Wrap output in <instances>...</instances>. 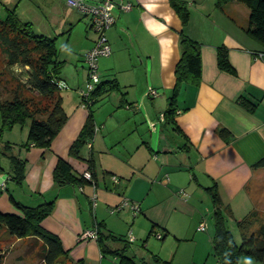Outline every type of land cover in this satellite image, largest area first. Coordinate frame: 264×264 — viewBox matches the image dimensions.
I'll return each instance as SVG.
<instances>
[{"label": "crops", "instance_id": "1", "mask_svg": "<svg viewBox=\"0 0 264 264\" xmlns=\"http://www.w3.org/2000/svg\"><path fill=\"white\" fill-rule=\"evenodd\" d=\"M127 1L133 6L124 10L116 0L115 22L106 32L112 52L98 60L104 83L91 97L93 139L81 158L70 155L89 114L82 97L88 72L86 67L64 68V60L60 77L66 87L59 86V93L68 118L50 146L24 147L28 124H15L0 135V148L8 142V152L25 161V179L18 184L12 179L11 159L0 155V211L21 213L11 193L26 205L54 200L41 224L58 236L67 252L60 258L71 264H120L119 257L101 251L97 240L81 238L101 221L116 234L134 236L133 242L128 240L129 253L137 260L150 261L154 254L171 264H220L207 187L217 184L230 229L253 209L264 213V167H253L264 155V47L247 34L249 17L236 0H179L189 10L186 25L172 0L122 2ZM181 32L201 44V78L198 84L181 85L171 120L165 113L177 84ZM94 40L87 42L85 52ZM220 45L228 48L236 74L219 68ZM110 80L117 86L109 89ZM152 88L156 96L148 94ZM239 97L254 102V111L242 106ZM98 101L106 105L98 107ZM59 158L78 177L91 170L95 187L90 180L57 185ZM124 199L138 203L140 211L127 205L112 212ZM154 234L162 240L171 237L174 250L156 249ZM237 264L264 263L244 255Z\"/></svg>", "mask_w": 264, "mask_h": 264}, {"label": "trees", "instance_id": "2", "mask_svg": "<svg viewBox=\"0 0 264 264\" xmlns=\"http://www.w3.org/2000/svg\"><path fill=\"white\" fill-rule=\"evenodd\" d=\"M226 1V0H219ZM243 3L249 10L247 34L264 47V0H236ZM175 10L179 14L183 25L189 20V10L184 1L172 0ZM56 36L36 33L32 23L24 21L10 10L8 16L0 20V54L4 59V66L0 69V135L15 124H28V140L24 147H49L53 138L67 121L68 115L62 104L59 93L61 72L64 60L59 59V49ZM180 59L175 73L177 84L170 97L165 117L173 120L177 110L176 97L183 83L198 84L201 78V44L190 38L184 32L180 34ZM217 62L220 69L232 74L236 70L228 58V48L225 45L217 47ZM99 82L92 92L97 94L101 85ZM110 88L117 86L116 80H110ZM88 104L89 114L77 138L70 147V155L82 157V150L93 139L95 121L91 105ZM238 102L250 112L256 104L245 97H239ZM10 147L5 142L0 148V155H8L11 159L12 179L23 184L25 179V161L19 156L8 152ZM89 169L94 168L92 155L87 159ZM253 167H264V155L253 163ZM90 170V171H91ZM92 174V172H91ZM83 176L78 177L72 172L71 164L59 158L54 171V181L57 185L65 183H83ZM213 204L215 233L213 238L214 254L220 264H237L246 255L264 263V217L262 212L253 209L244 218L237 221L241 239L237 242L231 229L227 225L223 201L219 195L217 184L207 187ZM10 199L20 209L21 213L0 211V226H4L11 235L18 238L35 237L43 242L45 258L48 264L67 254L58 236L46 230L41 222L47 217L54 206V200L45 201L37 205H26L15 199L11 193ZM230 210V209H229ZM93 227L98 231L97 242L103 253L113 254L120 259V264H171L151 254L150 261L137 260L129 253L130 242L120 234L107 228L103 221ZM112 243H118L113 248ZM76 264H85L78 261Z\"/></svg>", "mask_w": 264, "mask_h": 264}, {"label": "rangeland", "instance_id": "3", "mask_svg": "<svg viewBox=\"0 0 264 264\" xmlns=\"http://www.w3.org/2000/svg\"><path fill=\"white\" fill-rule=\"evenodd\" d=\"M240 5L246 8L245 14L248 18V8L243 3ZM10 10H14L22 20L31 22L32 29L36 33L57 37L56 45L59 49V59L65 60L64 68L72 65L74 67L79 66L81 69L86 67L87 72V65L84 61L85 48L87 42H91L97 36L96 32L88 27L90 24L89 17L69 6L67 0H0V20L5 19ZM72 17L74 20L69 22ZM3 66L4 59L0 54V69ZM96 105L99 107L106 104L101 105L98 101ZM96 105L95 108L97 109ZM262 216L264 217L263 212ZM211 222L213 224L212 220ZM230 227L234 238L239 242L241 236L237 225L232 223ZM151 237L156 240V249L162 248L166 253L174 250L175 242L171 237H168L167 240L166 238L164 240L158 239L156 234ZM138 245L140 242L133 247L136 248ZM184 246L188 247L189 245ZM45 254V247L41 240L32 236L18 238L11 235L4 226H0V264H48ZM54 264L71 263L59 258Z\"/></svg>", "mask_w": 264, "mask_h": 264}, {"label": "built area", "instance_id": "4", "mask_svg": "<svg viewBox=\"0 0 264 264\" xmlns=\"http://www.w3.org/2000/svg\"><path fill=\"white\" fill-rule=\"evenodd\" d=\"M120 6L124 10H129L132 8L133 3L131 1L122 2ZM67 3L80 11L81 13L89 16L90 26L96 32L97 36L94 40L93 46L88 49L84 54V61L87 65L88 72V84L87 89L83 91V101L89 103L92 97V92L95 90L97 84L100 82L99 66L98 60L102 56H108L111 54V45L107 38V30L114 24L115 17L112 14V9L116 6V0H67ZM60 87H66L63 82H60ZM149 95L156 96L158 91L156 89H150L148 91ZM82 176L93 182L95 187V181H93L92 174L89 170H85L82 173ZM115 182H119V178L113 176ZM93 200L95 204L96 194L93 195ZM130 206L135 212L140 211V205L138 203H130L127 199L121 201L120 204L111 208L112 212L121 210L125 206ZM205 226L202 223L200 229H204ZM158 237H161V234H157ZM98 231L96 227L85 230L81 234L82 239H92L97 240ZM130 242L134 241V236L130 233L127 238Z\"/></svg>", "mask_w": 264, "mask_h": 264}]
</instances>
